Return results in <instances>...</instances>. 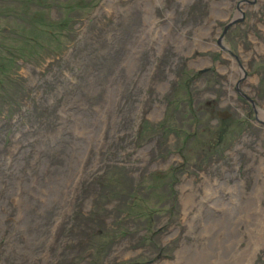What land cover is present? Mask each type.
Masks as SVG:
<instances>
[{
    "label": "rangeland",
    "instance_id": "rangeland-1",
    "mask_svg": "<svg viewBox=\"0 0 264 264\" xmlns=\"http://www.w3.org/2000/svg\"><path fill=\"white\" fill-rule=\"evenodd\" d=\"M63 1L0 0V264H264V0Z\"/></svg>",
    "mask_w": 264,
    "mask_h": 264
},
{
    "label": "trees",
    "instance_id": "trees-1",
    "mask_svg": "<svg viewBox=\"0 0 264 264\" xmlns=\"http://www.w3.org/2000/svg\"><path fill=\"white\" fill-rule=\"evenodd\" d=\"M95 4V0H90L89 2H85L84 0H65L62 2V7L66 12H69L74 9H78L86 15L88 13V8L93 7ZM39 19H43V21H39ZM33 19L36 21V24L38 27L36 29H30L32 32L38 34V33H43L46 34L49 38L52 40L63 36V31L68 30V27L72 26L71 25V20L72 16L68 15L66 13L59 19H52V18H47L46 16L44 17L41 14L35 13ZM51 34V35H50ZM32 39V38H31ZM32 40H37V39H32ZM35 46L38 48H42L43 45L40 42H35Z\"/></svg>",
    "mask_w": 264,
    "mask_h": 264
},
{
    "label": "bare ground",
    "instance_id": "bare-ground-1",
    "mask_svg": "<svg viewBox=\"0 0 264 264\" xmlns=\"http://www.w3.org/2000/svg\"><path fill=\"white\" fill-rule=\"evenodd\" d=\"M208 225H209V224H208ZM261 225H262V224H261ZM262 229H263V228H262ZM262 229H261V230H262ZM261 230H260V231H261ZM227 252H228V251H227ZM197 258H198V257H197ZM243 259H244V257H243ZM239 260H240V258H239ZM246 261L249 262L248 257H247ZM248 262H247V263H248ZM240 264H242V263H240Z\"/></svg>",
    "mask_w": 264,
    "mask_h": 264
},
{
    "label": "water",
    "instance_id": "water-1",
    "mask_svg": "<svg viewBox=\"0 0 264 264\" xmlns=\"http://www.w3.org/2000/svg\"><path fill=\"white\" fill-rule=\"evenodd\" d=\"M226 28V27H225Z\"/></svg>",
    "mask_w": 264,
    "mask_h": 264
}]
</instances>
